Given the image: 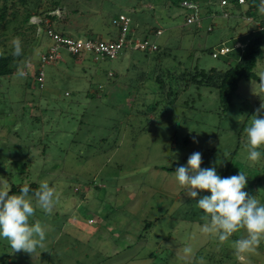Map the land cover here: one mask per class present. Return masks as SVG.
<instances>
[{"label": "rangeland", "instance_id": "obj_1", "mask_svg": "<svg viewBox=\"0 0 264 264\" xmlns=\"http://www.w3.org/2000/svg\"><path fill=\"white\" fill-rule=\"evenodd\" d=\"M161 2L59 0L50 14L56 18L54 29L66 23V32L75 38L84 40L91 31L95 38L113 41L118 30L110 23L112 16L124 13L143 30L149 26L150 15L139 12L155 8L151 23L160 33H150L148 41L160 50L168 49L172 57L162 59V65L174 68H225L223 55L213 58L201 50L219 54L259 22V10L256 18L243 14L245 0L238 11L228 5L227 18L214 13L203 19L201 30L193 34L183 24L185 10L169 13L157 7ZM220 6H224L221 1ZM220 6L216 4L217 11L222 10ZM75 9L82 14L73 15ZM39 22V17L28 21ZM182 28L186 29L183 35ZM40 35L38 27L29 51V76L17 77L15 72L8 81H0V183L9 189L22 181L38 186L46 181L55 188L58 201L51 214L36 208L29 221L41 222L43 247L33 255L13 253L9 242L0 238V264H200L201 259L203 264H264L259 248L236 255L233 242L246 236L244 229L225 242L203 233V213L196 203L210 193L200 192L192 199L175 177L177 167L186 165L196 151L202 153L201 168L215 167L222 178L244 168L248 155L244 129L264 96L256 95L259 79L253 81L254 92L251 80L238 83L232 105L223 116L216 92L206 88L189 89L165 112L159 106L143 115L159 99L158 88L151 81L140 88L126 85L127 78L135 75L134 69L124 71L130 62L128 54L95 60L85 53L74 59L60 50L59 61L43 66L45 87L41 91L34 88L31 74L43 46L37 47ZM23 62L18 69H23ZM152 63L149 60L143 70L150 71ZM111 71L121 74L116 83L107 81ZM254 71L258 78L264 73V45ZM27 82H31L29 89H25ZM91 93L95 95L90 97ZM31 100H37V108H32ZM182 101L190 107L182 106ZM238 144L237 153H232ZM243 190L264 203L259 198L262 190L255 194L247 186ZM30 197L35 204L34 196ZM185 245H191V254L184 253Z\"/></svg>", "mask_w": 264, "mask_h": 264}, {"label": "trees", "instance_id": "obj_2", "mask_svg": "<svg viewBox=\"0 0 264 264\" xmlns=\"http://www.w3.org/2000/svg\"><path fill=\"white\" fill-rule=\"evenodd\" d=\"M101 2L107 0H100ZM138 5L144 4L146 0H137ZM183 0H163L161 4H158L157 7L166 9L167 12H173L175 10L182 9L180 7V3ZM197 4L198 10V21L199 24L195 22L192 24H185V18L187 17V11L185 10L183 17V24L192 28L191 32L193 34L198 33L202 27L203 19H208L213 16V14H218L223 16L226 14V18L228 17V13L225 8L228 5H232L234 8H237L238 11L241 4L245 2L242 0V3H239V0H189ZM220 1H224V6H220ZM217 2V3H216ZM219 5L222 10H216V4ZM247 9L243 12L244 15L250 18H256V12L260 8V0H246ZM59 6V0H0V81L9 80V78L18 70V65L22 61L23 62V70L26 73L25 76H29L28 68L30 65L28 61L31 59V54L29 51L34 46L36 42V30L39 27L41 29L40 35V44L37 43V47L43 45L40 49V55L38 59V66L33 70L31 74V80L34 83V88L38 90H42L45 87V81L43 83V88L40 89L38 86V82L36 80L37 73L39 68H41L40 64V56L44 54L48 46L50 45V40L46 35L47 28H53V23L56 21L54 15L50 14L51 11H54ZM136 8L137 6L134 5ZM153 8L151 11L141 10L139 15H150L149 26L143 30H140L136 25H132L133 20L121 12L112 16L111 25L118 30L119 28L112 24V20L117 18L119 15H125L129 19V28L133 30V33L128 35L129 39H139V40H148L150 33L155 34L158 27L156 25H152V20H154L153 16L155 15L156 10ZM222 12V13H221ZM73 15H80L82 12H78L77 9L72 11ZM240 15L241 12H238ZM31 17H39L40 22L37 25L29 24L28 21ZM258 25L254 28L249 29L244 36L239 38L234 44L239 43V46L234 47V44L226 47L228 51L225 54H215L213 57V52L211 49L203 48L201 52H208L212 55L213 58H217L218 55H223V63L225 68L217 69V68H209L204 69L198 67L197 65L184 66L181 67L179 65L177 68L173 66L162 65V59H170V53L167 52V48H163L160 50V46L156 45L155 51L148 50H139L124 47L122 50V54H128L129 64L124 69L125 72H128L129 69L135 70V75L127 78L125 82L126 85L135 84V88H140L144 83L151 81L157 85L159 99L152 103V105L148 108V113L145 111L143 115H149L153 113L155 110L162 106L164 112L167 109L172 108L179 100L181 95L188 92L191 88H206L210 91H215L221 111V116H223L226 111L232 105V99L236 94L238 83L240 81H257L259 78L254 71L255 64L257 60L261 57V47L264 45V13H261L257 16ZM136 22V21H135ZM134 22V23H135ZM209 28V29H208ZM56 32L61 35L75 38L71 34L66 32V23L63 26H60L59 29H54ZM212 30L211 26L206 28L207 32ZM186 33V29L182 28L181 35ZM88 36L86 39L104 41L100 38L93 37L91 31L87 33ZM16 37H19L22 41V54L19 57L13 56V46L12 40ZM46 40H48L46 44ZM112 41V40H110ZM114 41V40H113ZM230 48V49H229ZM69 54V53H68ZM71 55V54H70ZM74 59L80 55H71ZM149 60H152V64L150 65L147 71L143 70V66H146ZM59 61V60H56ZM55 61V62H56ZM138 62L141 64L137 66L134 62ZM53 62V63H55ZM51 63V64H53ZM43 70V67H42ZM138 70V71H136ZM44 72V71H43ZM149 73V74H148ZM45 76V74H44ZM121 74L108 72L107 73V81H113L114 83L120 79ZM92 81V78L90 82ZM124 83V82H123ZM31 82H27L25 84V89H29ZM127 85V86H128ZM155 93L154 91H152ZM97 93V92H96ZM94 93H91L90 97H93ZM65 95L67 96L68 93ZM39 98H37L38 100ZM37 100L32 101V108ZM264 100V96L257 102V105H260ZM182 106L190 107L187 105L186 101H182ZM245 121L241 124V129H243L245 125ZM242 130L238 132L240 136ZM240 144L237 145L235 150L232 153H237ZM261 152V159L257 163H252L248 161L246 158L243 163V169L247 171V176L250 178L248 187V191L253 192L254 194L258 191V189L263 191V195L259 198L264 202V146H261L258 149ZM231 153V154H232ZM241 170V171H242ZM227 171V170H226ZM25 184L30 186L31 192H35L38 189V185L32 182L23 181L18 184H12L10 186V194H19L20 188ZM31 194V193H30ZM147 226L149 224H146ZM264 243L261 242L259 245V249L262 251V247Z\"/></svg>", "mask_w": 264, "mask_h": 264}, {"label": "clouds", "instance_id": "obj_3", "mask_svg": "<svg viewBox=\"0 0 264 264\" xmlns=\"http://www.w3.org/2000/svg\"><path fill=\"white\" fill-rule=\"evenodd\" d=\"M259 11L264 13V0H261ZM12 46V55L21 56L22 41L19 37L12 40ZM16 75L23 78L26 73L18 69ZM252 88L254 92L253 81ZM255 89L258 93L256 95L264 94V73L260 74ZM244 132L247 137V159L257 163L261 159L258 149L264 146V100L255 109ZM193 142L198 143V140L194 138ZM208 143L212 145L213 141L210 139ZM202 162V153L196 151L190 154L186 165H180L175 171L178 184L190 198L196 199L200 192L210 193L200 197L196 203L203 213L201 231L213 234L218 241L225 242L234 233L244 229L246 236L233 242L235 253L240 256L255 252L264 240V203L243 190L247 184V174L240 170L236 175L222 178L215 167L201 168ZM30 193L35 198V204ZM57 201L55 188L50 187L46 181L40 182L35 192H31L30 186L25 184L19 194H10V189L0 183V238L9 242L13 253L33 255L38 247H43L45 231L41 222L37 220L30 224L29 221L36 208L51 214ZM183 251L191 254V245H185ZM200 264H203L202 259Z\"/></svg>", "mask_w": 264, "mask_h": 264}, {"label": "built area", "instance_id": "obj_4", "mask_svg": "<svg viewBox=\"0 0 264 264\" xmlns=\"http://www.w3.org/2000/svg\"><path fill=\"white\" fill-rule=\"evenodd\" d=\"M239 3H242V0H239ZM224 4V1H221V5ZM180 7L187 11V17L185 18V24L196 23L198 21V10L197 4L189 1L183 0L180 3ZM226 17V14H223ZM112 24L119 28V34L114 41H97L90 39H79L71 38L60 33L56 32L54 29L47 28L46 35L50 40V45L48 46L47 51L40 56L41 68L36 76L38 86L40 89L43 88L44 83V72L42 67L44 65H49L56 60L60 59V50L71 55H81V54H92L95 60L98 59H116V57L122 52L124 47L139 49V50H148L155 51L156 44L151 43L148 40H139V39H129L128 35L131 34L129 28V19L125 15H119L117 18L112 20ZM209 29V28H208ZM160 32L157 31V34ZM228 51V48H221L219 54H225ZM215 53L213 54V57ZM264 252V246L262 247Z\"/></svg>", "mask_w": 264, "mask_h": 264}]
</instances>
